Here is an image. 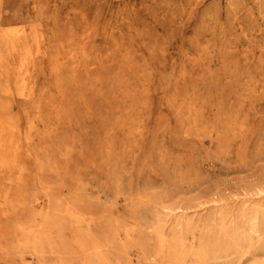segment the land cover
I'll return each mask as SVG.
<instances>
[{
  "label": "rangeland",
  "instance_id": "374dc122",
  "mask_svg": "<svg viewBox=\"0 0 264 264\" xmlns=\"http://www.w3.org/2000/svg\"><path fill=\"white\" fill-rule=\"evenodd\" d=\"M1 18L41 35L0 58V264H264V0Z\"/></svg>",
  "mask_w": 264,
  "mask_h": 264
},
{
  "label": "bare ground",
  "instance_id": "6f19581e",
  "mask_svg": "<svg viewBox=\"0 0 264 264\" xmlns=\"http://www.w3.org/2000/svg\"><path fill=\"white\" fill-rule=\"evenodd\" d=\"M4 0H0V58L8 61L9 59L20 58L22 63H26L31 56V46L33 43L39 44L41 28L36 25L30 29L25 24L5 26L1 18V6ZM33 41V42H32ZM32 42V43H31ZM10 89V86H7ZM6 126L0 119V147L4 152L0 153L2 158L7 152L11 141L5 135ZM258 214H256L255 221H252V229L258 231L257 222Z\"/></svg>",
  "mask_w": 264,
  "mask_h": 264
}]
</instances>
